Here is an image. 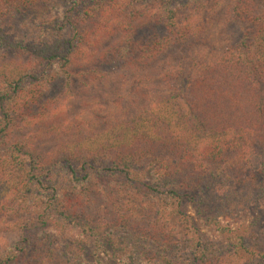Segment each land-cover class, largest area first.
<instances>
[{
    "label": "trees",
    "instance_id": "obj_1",
    "mask_svg": "<svg viewBox=\"0 0 264 264\" xmlns=\"http://www.w3.org/2000/svg\"><path fill=\"white\" fill-rule=\"evenodd\" d=\"M209 1L0 0V227L20 233L0 241V264H102L100 252L93 263L84 252L106 241L104 231L125 262L264 264V210L256 204L264 198V158L256 162L264 156V0L236 1L234 18L247 28L212 57L194 18ZM81 3L94 24L80 42L48 30ZM26 14L33 17L18 20ZM18 21L29 38L17 34ZM141 29L146 38L137 37ZM176 47L181 59L170 58ZM33 50L55 75L32 58L14 68L6 57ZM96 55L121 68L104 72ZM84 61L95 66L91 82L100 80L85 87L95 100L78 125L48 131L58 148L38 150L43 136L13 140L14 129L46 128L51 114L63 116L70 91L44 96L58 74ZM115 75L126 92L113 100L112 116L97 106ZM107 189L112 208L88 214L93 193ZM241 201L255 204L250 222H226Z\"/></svg>",
    "mask_w": 264,
    "mask_h": 264
},
{
    "label": "rangeland",
    "instance_id": "obj_2",
    "mask_svg": "<svg viewBox=\"0 0 264 264\" xmlns=\"http://www.w3.org/2000/svg\"><path fill=\"white\" fill-rule=\"evenodd\" d=\"M236 1H238L239 3L240 0H210L209 3L206 4V8H201L199 11L194 12V18H197V23L199 21V24H201L199 28L197 27V30L199 31L205 28V31L210 39L207 40V42L202 46L203 49H207V56H215L226 43L233 44L235 42H238L241 38L240 28H247L244 25L239 26V21L234 18L233 7L236 4ZM65 7L69 8V5L65 3ZM87 9L88 5H85V3H81L78 7L74 8V15L69 14V20L63 22H68L66 26H63V23L60 21V24L58 25L59 29L48 30L56 34H64L68 40H72L75 44H77L78 42H80V38L85 33V31L91 29L92 25L94 24L90 20L89 16H85V12ZM198 16L200 17L198 18ZM32 17L33 16L31 14H26L22 16L19 15L18 20L25 21L26 19H30ZM20 21L15 24L17 34L21 37L29 38V31L21 25ZM158 30L163 31L162 28ZM40 35V37L43 38L44 43L50 42L48 40H50L51 38V33H49L48 31L45 33L41 30ZM142 36H145V38L147 37L146 31H144L143 29L138 32L137 37L140 38ZM173 50H175V52L171 51V53L169 54L170 58L177 57L178 59H181V57L183 56V51H178L179 49L177 47L176 49L173 48ZM183 50L186 51V49ZM210 52L211 55H208V53ZM3 54L5 53L3 52L2 55ZM35 54L36 51L34 52V50L33 52H23V56L18 55V53L16 55L13 52H8L6 57L14 68H17L19 66H22L24 68L27 67L28 61L31 60L30 58H32L34 61H36L37 64L43 67L44 72H54V66H49L50 64H48V62L46 61L43 63L40 62L38 56H36ZM93 60L97 62V66L102 65L101 67L105 70L104 72L113 71L114 69L121 68V64L117 65L116 67L114 65L112 67V64H100L98 55H96ZM94 67L95 66L86 63V61H84L83 63L77 62L74 68L71 69V73L68 76L67 74L62 76L58 74V80L52 85L50 92L44 96V100H58L60 97L65 96V94L70 91L68 93L69 97L67 103H65L63 107V116H60V114L57 116L51 114L49 117L52 120H44L43 124H41L45 125L46 128L44 126L28 127L29 125H27L22 126L21 129H14L11 132L13 140L21 141L22 139L28 138L33 141V139H36L34 136L37 135L39 138L43 136V138H40L39 141L38 139L35 141L37 149L46 152L56 150L60 145L61 140L54 137V135L49 134L48 131L55 132L56 130L62 129L63 123H65L66 125L68 124V126L78 125L77 122L81 121H79V118L83 117V114H87L85 112H88V107H86L85 105L91 106L90 104L91 102H94L95 98H90L92 91L85 93V87L90 85V88H93L96 84L100 83V80L91 82L94 79V74H91L90 71H94ZM124 72L125 70H123V73ZM120 81L121 80L119 79V77H116L115 75V77H113V82L107 84L108 88L106 90L108 91L106 94L108 96L105 97V105H102L100 107L99 105L97 106L98 111H101V113L104 112L107 115L109 114L113 116V100L119 97V95L124 94L126 92L125 89L121 90V88L119 87ZM29 84L30 83H27L25 85ZM91 90L94 91L95 89ZM99 94L105 93L102 90L101 92H99ZM66 125H64V128ZM262 158H264V156H258L256 158V162L258 160H261ZM62 172H64V170ZM104 195H110L111 197H113V190L107 189L104 190L102 193L94 192L92 195L93 204L91 208L89 207L88 214H103L107 208H112L106 202ZM252 201L250 203H243L244 201H241V203L237 207H234L235 212L232 213L230 210L226 212V215L228 216V218H226V222L230 221L231 224L236 226L247 224L248 222H250L252 217L251 208L255 205ZM256 204L259 205L261 210H264V198H260L258 200V203ZM38 230L39 229L34 230L30 234L34 237L38 236ZM65 230L66 232H70L69 230H71V228L65 227ZM201 230L211 239H215L213 232L207 227L201 226ZM19 235L20 233L18 231H11L2 225L0 227V241H18L20 239ZM103 236L106 241L102 240L101 243H96L94 241L93 243H89V247L86 248L84 255L88 263H93L94 257L100 252L102 264H136V262L133 260L125 262L127 256H122V252L117 250V246L113 245L112 240H110L112 236L110 233L104 231ZM55 240H57V238ZM119 253L121 254L120 257H118Z\"/></svg>",
    "mask_w": 264,
    "mask_h": 264
}]
</instances>
